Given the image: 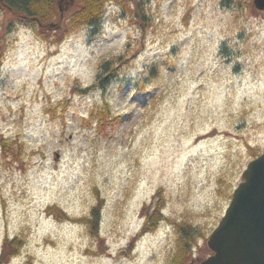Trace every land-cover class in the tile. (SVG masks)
Here are the masks:
<instances>
[{
    "label": "rangeland",
    "instance_id": "374dc122",
    "mask_svg": "<svg viewBox=\"0 0 264 264\" xmlns=\"http://www.w3.org/2000/svg\"><path fill=\"white\" fill-rule=\"evenodd\" d=\"M100 21L64 32L0 9V252L19 238L6 264H172L185 248L199 264L264 151V12L108 0Z\"/></svg>",
    "mask_w": 264,
    "mask_h": 264
},
{
    "label": "water",
    "instance_id": "95a60500",
    "mask_svg": "<svg viewBox=\"0 0 264 264\" xmlns=\"http://www.w3.org/2000/svg\"><path fill=\"white\" fill-rule=\"evenodd\" d=\"M253 5L264 11V0H253ZM48 27L60 28L54 23ZM245 167L223 217L206 240L212 254L201 264H264V152Z\"/></svg>",
    "mask_w": 264,
    "mask_h": 264
},
{
    "label": "trees",
    "instance_id": "16d2710c",
    "mask_svg": "<svg viewBox=\"0 0 264 264\" xmlns=\"http://www.w3.org/2000/svg\"><path fill=\"white\" fill-rule=\"evenodd\" d=\"M106 1L108 0H75L74 5L68 11H66L62 16H60L59 14L56 0H0V9L4 11L6 14L9 13L14 14L17 18L26 21L25 23L26 25L31 24V26L33 27H39V26L42 27L49 22H53L54 18L58 17L59 20L63 21L64 32H69L70 30L79 28L82 25L92 28L99 26L101 22L100 20L102 15V8ZM109 1L117 2L118 0H109ZM65 14H68V16L65 17L64 16ZM5 29L7 31L11 30L10 26L5 27ZM58 41L59 38H57V42ZM120 65H121L120 56H118L113 61L110 60L101 63L99 66V74L97 76V81L95 82L94 85H97L100 88H104V86L109 83V80L116 79L120 71V67H121ZM1 66L2 65L0 59V67ZM95 117H98V122L99 119H101L98 124L99 126L104 125L105 122L112 126L115 123V119H117L118 122L122 120V117L120 116L118 118H113L108 122L106 121L105 117L102 115L97 114ZM51 210L53 213H58L60 215H63L61 214V211L56 208H51ZM158 213L159 211L156 210L155 212H153V215L158 216ZM90 214L92 218L95 219V221L91 226L92 229L91 234L95 235L98 226V221H97L99 216L98 209L96 207H93ZM153 223L154 222H152V224ZM147 224L148 225H146V230L149 228L153 229L154 226L150 225V221H148ZM186 231H187L186 229H183V233L181 235V243L182 245H184L183 247L185 246L188 247L189 245V243L187 242L188 240L194 241L193 237H191V235L188 234V232ZM20 248H21V240L19 238H13V239L7 238L3 240L2 248H1L2 251L0 252V264L8 263L10 259L19 252ZM183 252L184 253H182L179 256V259L175 258L172 264H184L186 262L187 257H185V255L186 252H188V250L183 248Z\"/></svg>",
    "mask_w": 264,
    "mask_h": 264
},
{
    "label": "flooded vegetation",
    "instance_id": "af4514ba",
    "mask_svg": "<svg viewBox=\"0 0 264 264\" xmlns=\"http://www.w3.org/2000/svg\"><path fill=\"white\" fill-rule=\"evenodd\" d=\"M61 2H62L63 4L66 3L67 5L70 3L69 0H61ZM199 264H200V263H199Z\"/></svg>",
    "mask_w": 264,
    "mask_h": 264
}]
</instances>
